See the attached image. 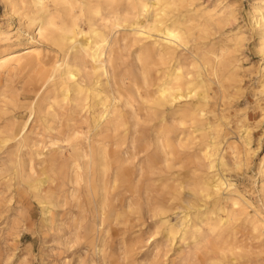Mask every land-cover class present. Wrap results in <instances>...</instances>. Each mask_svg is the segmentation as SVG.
<instances>
[{
  "label": "bare ground",
  "instance_id": "1",
  "mask_svg": "<svg viewBox=\"0 0 264 264\" xmlns=\"http://www.w3.org/2000/svg\"><path fill=\"white\" fill-rule=\"evenodd\" d=\"M21 1L29 7L28 27L35 26L52 49L0 50V74H24L20 89L0 92V156L15 157L9 179L26 177L48 207L58 206L60 192L65 204L80 207L84 193L85 202L101 204V224L115 189L123 190L122 205L131 211L140 210L144 194L154 215L180 210L179 226L162 220L167 239L178 233L182 240L201 239L206 229L219 258L214 264H247L251 249L264 248V215L250 211L233 183L217 173L212 179H175L155 204L144 186L154 171L178 161L187 169L194 163L189 150L200 142L196 157L209 160L211 168L226 167L206 108L209 74L221 82L229 50L206 48L189 63L179 53L193 34L187 22L205 16L189 11L180 18L175 10L184 0ZM229 16L236 19L231 11ZM21 97L28 117L7 115L9 104L16 107ZM38 123L44 127L33 139ZM31 145L40 148L38 166L22 158ZM186 183L192 186L187 197ZM237 226L244 227V239L237 237Z\"/></svg>",
  "mask_w": 264,
  "mask_h": 264
},
{
  "label": "rangeland",
  "instance_id": "2",
  "mask_svg": "<svg viewBox=\"0 0 264 264\" xmlns=\"http://www.w3.org/2000/svg\"><path fill=\"white\" fill-rule=\"evenodd\" d=\"M189 11L205 17L187 22L193 34L179 52L186 63L206 48L229 50L225 54L227 69L219 76L221 82L209 74L206 108L208 121L217 127L212 134L226 167L211 168L209 160L196 157L200 146H204L200 142L189 150L194 163L187 169L178 161L144 179L150 203L164 197L175 179H212L217 173L233 183L251 203V212L257 210L264 215V45L260 42L264 32V0H184L175 14L183 19ZM204 11L214 16L209 19ZM230 11L236 19L230 18ZM29 16V7L21 0H0L1 52L52 49L39 37L35 26L28 27ZM80 24L87 29L83 21ZM23 75L18 69L12 74H0V92L6 86L13 91L20 89ZM14 85L17 86L13 89ZM24 102L21 97L16 107L9 104L7 115L27 118L28 111L21 107ZM43 127L38 123L31 137L38 139ZM150 133V128L145 131L146 135ZM247 138L251 142L246 145ZM24 151L22 158L32 159L38 166L40 148L31 145ZM13 159L6 154L0 156V264H214L219 259L212 248L213 237L206 229L201 239L189 236L182 240L179 233L175 239H167L162 220L168 218L179 226L180 210H168L165 216L154 215L144 194L140 210L135 207L131 211L122 205L123 190L115 189L102 224L98 215L101 204L85 202L84 193L80 207L70 201L65 204L62 192L57 194L61 201L58 206L48 207L29 189L26 177L9 179ZM237 160L241 161L238 167L234 166ZM190 189L192 186L186 183L183 196L187 197ZM235 231L239 239L245 238L244 227L237 226ZM246 258L250 260L247 264L263 263L264 248L251 249Z\"/></svg>",
  "mask_w": 264,
  "mask_h": 264
}]
</instances>
